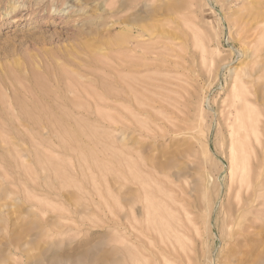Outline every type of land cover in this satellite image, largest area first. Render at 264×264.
I'll use <instances>...</instances> for the list:
<instances>
[{"label":"rangeland","instance_id":"1","mask_svg":"<svg viewBox=\"0 0 264 264\" xmlns=\"http://www.w3.org/2000/svg\"><path fill=\"white\" fill-rule=\"evenodd\" d=\"M251 73L264 0H0V264H264V196L223 249L195 196Z\"/></svg>","mask_w":264,"mask_h":264},{"label":"bare ground","instance_id":"2","mask_svg":"<svg viewBox=\"0 0 264 264\" xmlns=\"http://www.w3.org/2000/svg\"><path fill=\"white\" fill-rule=\"evenodd\" d=\"M251 9H255V7H252ZM252 17L254 18V16ZM252 17L250 13L249 18ZM250 29L252 30V28ZM253 75L255 74L251 73V75H249L253 77L252 79H249L251 80V84L253 83V88L247 87V85H245L247 83H244L241 86H232L234 90L237 89L236 92L232 93L234 98L230 99V102H228V104L221 110V113L218 116L224 136L223 141L226 144L225 154L228 156L229 171L224 173V169H222L217 177L213 174L206 175L200 186L199 182L196 183V194L190 186L184 188L178 185L179 189L184 194L193 193L195 194L196 199L200 198L202 207L206 211V220H204V223H206L208 229L212 231L214 242L215 238L219 237L218 239L221 241V247L223 246L222 249L228 242L225 241L227 232L231 227L238 225L248 212H252L254 209L256 210V208L262 204V197L264 196V110L260 109L261 106L264 107V85L255 86L257 83L255 84V78ZM257 81L258 79L256 82ZM175 126H172L174 129L173 131L171 130L173 132H171L173 137L186 134L195 136L193 130H195L196 126L194 124L190 128H184L183 126L175 128ZM186 129L190 130V132H186ZM211 134L212 125L206 130L204 138L209 141ZM192 144H194V142ZM207 159H209L208 156H206L205 160ZM201 164H203L204 168H207L208 166L206 161L205 164ZM157 166L160 173L161 170L164 171L167 168L166 163H157ZM222 175L223 178L221 179ZM177 176L178 175H176V177ZM174 191L176 192V189ZM189 206L191 205L189 204ZM194 207H196V205H194ZM161 217L173 220L172 217L165 214L161 215ZM162 224L164 223L162 222ZM188 227H190L189 230H192V226H187L182 223V225L179 228H176L174 232L181 231L187 233L188 231L186 230ZM215 227L220 229L219 236H217L218 233L216 234L217 231H214ZM166 228L170 231L167 226ZM196 230L198 233V228H196ZM168 240L170 242V239ZM238 240L239 239H235L233 241V239H230V242L237 243ZM197 249H200L199 245ZM222 249L220 250L221 253ZM166 250L168 251V248H166ZM197 254L199 253H196V255ZM212 260L213 258H211V264L213 263ZM226 260L227 258L217 257L215 264H226ZM130 263L133 264V262Z\"/></svg>","mask_w":264,"mask_h":264}]
</instances>
